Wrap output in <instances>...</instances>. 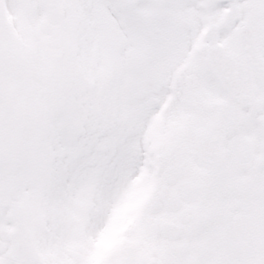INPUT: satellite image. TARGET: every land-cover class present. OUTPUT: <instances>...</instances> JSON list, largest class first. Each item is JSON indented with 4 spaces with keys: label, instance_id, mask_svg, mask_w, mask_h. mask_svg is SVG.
Returning a JSON list of instances; mask_svg holds the SVG:
<instances>
[{
    "label": "snow or ice",
    "instance_id": "1",
    "mask_svg": "<svg viewBox=\"0 0 264 264\" xmlns=\"http://www.w3.org/2000/svg\"><path fill=\"white\" fill-rule=\"evenodd\" d=\"M0 264H264V0H0Z\"/></svg>",
    "mask_w": 264,
    "mask_h": 264
}]
</instances>
